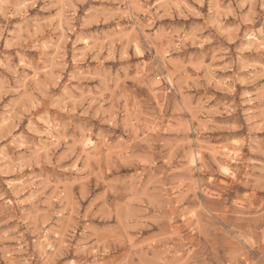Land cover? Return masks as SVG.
<instances>
[{"label": "clouds", "instance_id": "1", "mask_svg": "<svg viewBox=\"0 0 264 264\" xmlns=\"http://www.w3.org/2000/svg\"><path fill=\"white\" fill-rule=\"evenodd\" d=\"M0 264H264V0H0Z\"/></svg>", "mask_w": 264, "mask_h": 264}, {"label": "rangeland", "instance_id": "2", "mask_svg": "<svg viewBox=\"0 0 264 264\" xmlns=\"http://www.w3.org/2000/svg\"><path fill=\"white\" fill-rule=\"evenodd\" d=\"M239 43V42H238Z\"/></svg>", "mask_w": 264, "mask_h": 264}]
</instances>
